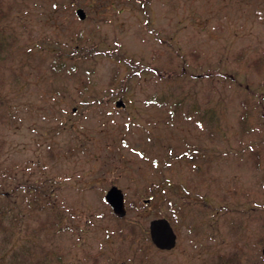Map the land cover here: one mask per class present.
Wrapping results in <instances>:
<instances>
[{
    "label": "rangeland",
    "instance_id": "rangeland-1",
    "mask_svg": "<svg viewBox=\"0 0 264 264\" xmlns=\"http://www.w3.org/2000/svg\"><path fill=\"white\" fill-rule=\"evenodd\" d=\"M0 9L2 167L52 193L63 216L30 213L28 263L107 264L122 250L111 264H264V0ZM111 184L120 218L103 197ZM158 216L176 232L170 250L149 241ZM129 221L139 248L126 245Z\"/></svg>",
    "mask_w": 264,
    "mask_h": 264
},
{
    "label": "trees",
    "instance_id": "trees-1",
    "mask_svg": "<svg viewBox=\"0 0 264 264\" xmlns=\"http://www.w3.org/2000/svg\"><path fill=\"white\" fill-rule=\"evenodd\" d=\"M3 14L4 13H2L0 9V15ZM5 101L6 95L0 89V108L4 106ZM1 115L0 112V119H2ZM1 159L0 156V264H30L27 259L30 250L33 249L25 242V239L28 238L26 234H28L27 231L30 227V213L44 210L48 214L47 219L55 220L51 222V225L54 226L62 220L63 216L57 211L58 208L56 209V203H54V200L51 198L52 193H45V191L41 190V186H38L34 180L32 182L17 180L10 168L2 167ZM14 179L17 182H14ZM16 188L22 190L18 201L14 199V190ZM17 192H20V190H17ZM58 216H60L59 219ZM47 219L42 225L40 223V229H46L47 226H44V224H46ZM126 224L125 236L132 234L126 245L134 248L141 247L142 244L140 242L135 244V242L138 241V239L136 240L137 235L134 233L136 223L129 221ZM39 232L40 231L34 233L37 235ZM24 234L25 236H23ZM121 251L122 250H118L112 251L114 253H108L106 257L110 258V260L107 264H111L116 258L115 253ZM132 252L135 255L137 250H133ZM46 257L44 259H46ZM228 262L239 264L235 257H229ZM38 264L52 263L51 261L44 260L43 263L38 262Z\"/></svg>",
    "mask_w": 264,
    "mask_h": 264
},
{
    "label": "water",
    "instance_id": "water-1",
    "mask_svg": "<svg viewBox=\"0 0 264 264\" xmlns=\"http://www.w3.org/2000/svg\"><path fill=\"white\" fill-rule=\"evenodd\" d=\"M75 12L80 18H83L85 16V12L81 7L76 8ZM115 104L117 106H123L124 102L121 99H117L115 101ZM104 198L115 215H124L126 211L124 204V195L119 187H117L115 184H112L105 191ZM148 229L150 238L157 247L170 248L174 246L176 234L167 218H152L149 221ZM262 253H264V245L262 247Z\"/></svg>",
    "mask_w": 264,
    "mask_h": 264
},
{
    "label": "flooded vegetation",
    "instance_id": "flooded-vegetation-1",
    "mask_svg": "<svg viewBox=\"0 0 264 264\" xmlns=\"http://www.w3.org/2000/svg\"><path fill=\"white\" fill-rule=\"evenodd\" d=\"M174 247H175V246H174ZM172 248H173V247H172ZM172 248H171V249H172ZM169 250H170V249H169Z\"/></svg>",
    "mask_w": 264,
    "mask_h": 264
}]
</instances>
